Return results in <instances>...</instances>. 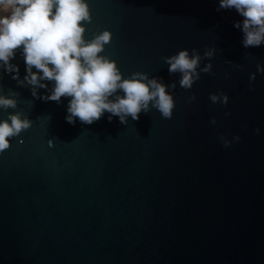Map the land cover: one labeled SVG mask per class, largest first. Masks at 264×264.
<instances>
[{"label": "water", "instance_id": "1", "mask_svg": "<svg viewBox=\"0 0 264 264\" xmlns=\"http://www.w3.org/2000/svg\"><path fill=\"white\" fill-rule=\"evenodd\" d=\"M89 3L86 36L113 33L103 54L125 77L177 84L173 116L70 124V97L38 99L0 67V93L18 101L0 119L32 122L0 154V264H264V44L244 47L243 17L219 0ZM193 48L213 69L186 90L162 58ZM11 62L23 80L22 54ZM221 90L227 106L209 99Z\"/></svg>", "mask_w": 264, "mask_h": 264}, {"label": "clouds", "instance_id": "2", "mask_svg": "<svg viewBox=\"0 0 264 264\" xmlns=\"http://www.w3.org/2000/svg\"><path fill=\"white\" fill-rule=\"evenodd\" d=\"M219 9H235L243 17L234 26L244 34V47L264 44V0H219ZM91 21L89 0H0V67L14 73L12 78L20 84L32 85V95L38 99L59 103L62 97H70L65 117L70 124H75L77 118L81 123L93 124L105 112L110 114L109 121L116 116L121 123H127L128 117L138 120L150 106L170 119L175 100L169 89H175L177 84H165L161 78L140 71L125 77L117 61L103 54L113 33L105 29L88 38L86 29ZM17 51L25 64L23 80H19V66L11 62ZM204 55L212 57L213 50ZM162 59L170 74H180L179 85L186 90L201 78V73L212 74L211 63L199 67L201 56L195 48L191 54L189 49H182ZM257 72L264 73V67L257 65ZM255 79L256 73H251L250 88ZM44 81L52 83L51 91L39 95V88L48 87ZM188 99L194 101L195 94ZM209 99L224 106L229 102L228 94L222 90L210 94ZM17 103L16 93H0V109H15ZM211 123H216L215 117ZM31 125L23 112H8L7 118L0 119V154L10 148L11 138ZM219 139L229 147L241 137L229 140L221 134Z\"/></svg>", "mask_w": 264, "mask_h": 264}]
</instances>
